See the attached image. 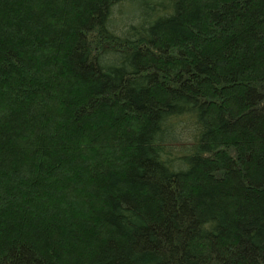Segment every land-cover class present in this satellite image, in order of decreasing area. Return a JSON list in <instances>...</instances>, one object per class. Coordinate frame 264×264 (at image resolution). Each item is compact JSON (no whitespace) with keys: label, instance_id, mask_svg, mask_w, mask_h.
I'll list each match as a JSON object with an SVG mask.
<instances>
[{"label":"trees","instance_id":"trees-1","mask_svg":"<svg viewBox=\"0 0 264 264\" xmlns=\"http://www.w3.org/2000/svg\"><path fill=\"white\" fill-rule=\"evenodd\" d=\"M0 264H264V0H0Z\"/></svg>","mask_w":264,"mask_h":264}]
</instances>
